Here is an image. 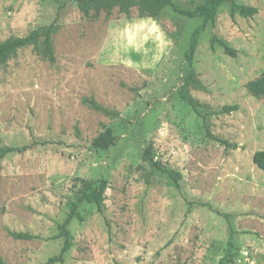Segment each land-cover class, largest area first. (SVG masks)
I'll return each mask as SVG.
<instances>
[{"label":"rangeland","instance_id":"obj_1","mask_svg":"<svg viewBox=\"0 0 264 264\" xmlns=\"http://www.w3.org/2000/svg\"><path fill=\"white\" fill-rule=\"evenodd\" d=\"M63 1L0 0V42L56 24L54 62L27 47L0 66V147L28 146L0 158L5 264L57 256L72 209L63 264H264V172L252 163L264 150V97L245 87L264 72V0H237L257 9L250 18L221 5L191 67L184 51L200 19L93 20ZM191 69L205 88H187L201 115L179 96ZM107 128L115 145L94 150Z\"/></svg>","mask_w":264,"mask_h":264},{"label":"trees","instance_id":"obj_2","mask_svg":"<svg viewBox=\"0 0 264 264\" xmlns=\"http://www.w3.org/2000/svg\"><path fill=\"white\" fill-rule=\"evenodd\" d=\"M67 3L74 5L86 19L93 20L99 19L101 15L104 20H109L113 16L114 11L126 18H130L133 14H135L136 18L139 19H157L163 11H169L188 19H200V23L193 30L188 47L184 51V59L188 67H191L193 64V57L200 35L204 32L208 25L214 24L218 8L221 5H229V16L231 19H234L236 15L242 18H250L257 13V9L255 7L239 4L237 0H203V2L198 3L193 7H185L175 0H65L61 5L65 6ZM55 25V22H53L45 28L34 29L25 36H10L4 41H1L0 66H5L8 60L14 57L19 50L27 47H31L36 53H39L43 59L49 62H54L55 57L52 42L55 33ZM213 43L221 46L225 54L232 58L235 57L236 52L229 48L223 41L213 38L212 44ZM188 87L201 90L205 89L201 82L197 79L196 74L192 69L189 71L188 76L184 81L183 88L180 90L179 96L195 113L201 115L198 111V102L189 95L187 91ZM245 87L247 92L253 97H264V72H262L256 79L249 81ZM82 102L89 108L98 111L107 117L115 118L119 116L116 111H110L103 108L92 97L83 98ZM237 110V105L223 106L219 113L229 114ZM219 142L225 144L223 141L219 140ZM115 143L116 138L113 136L111 130L107 128L92 140L91 146L94 150L105 151L114 146ZM27 149L28 146H22L20 148L0 147V158H3L5 155L13 152L21 153ZM145 157L148 159L152 167H158V163L153 161L152 158H149L148 150L145 151ZM252 163L259 170L264 172V150H258L253 153ZM169 175L172 176L171 173H169ZM102 191L103 186H100L97 192L91 193L86 199L93 200ZM75 216H77V212L75 209H72L63 223L59 225L60 231L58 237H64L63 246L57 256L48 258L44 264H63V254H65L70 248V236L66 227ZM11 235L15 239L31 240L34 238L28 233H11ZM0 264H5L1 257Z\"/></svg>","mask_w":264,"mask_h":264}]
</instances>
